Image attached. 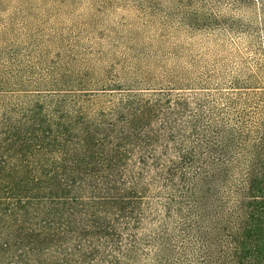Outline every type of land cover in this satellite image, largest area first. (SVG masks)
I'll return each instance as SVG.
<instances>
[{
	"label": "trees",
	"instance_id": "1",
	"mask_svg": "<svg viewBox=\"0 0 264 264\" xmlns=\"http://www.w3.org/2000/svg\"><path fill=\"white\" fill-rule=\"evenodd\" d=\"M165 1L193 32L256 37L236 14L264 15V0ZM3 44L0 264H264V41L213 92L212 76L71 80Z\"/></svg>",
	"mask_w": 264,
	"mask_h": 264
},
{
	"label": "rangeland",
	"instance_id": "2",
	"mask_svg": "<svg viewBox=\"0 0 264 264\" xmlns=\"http://www.w3.org/2000/svg\"><path fill=\"white\" fill-rule=\"evenodd\" d=\"M178 12L165 0H1L0 45L28 49L27 63L41 70L58 65L71 80L146 87L212 76L222 85H205L210 92L231 90L233 75L254 67L252 45L264 41V15L236 14L254 22L255 37L251 31L193 32ZM260 76L264 80V72Z\"/></svg>",
	"mask_w": 264,
	"mask_h": 264
}]
</instances>
